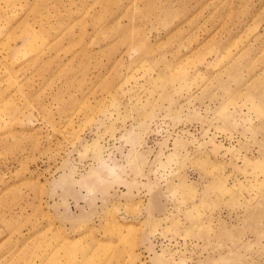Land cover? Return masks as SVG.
Listing matches in <instances>:
<instances>
[{
  "label": "rangeland",
  "instance_id": "1",
  "mask_svg": "<svg viewBox=\"0 0 264 264\" xmlns=\"http://www.w3.org/2000/svg\"><path fill=\"white\" fill-rule=\"evenodd\" d=\"M0 264H264V0H0Z\"/></svg>",
  "mask_w": 264,
  "mask_h": 264
}]
</instances>
